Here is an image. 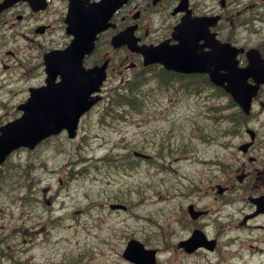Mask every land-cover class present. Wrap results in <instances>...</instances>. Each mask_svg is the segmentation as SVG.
Instances as JSON below:
<instances>
[{
  "label": "flooded vegetation",
  "instance_id": "obj_1",
  "mask_svg": "<svg viewBox=\"0 0 264 264\" xmlns=\"http://www.w3.org/2000/svg\"><path fill=\"white\" fill-rule=\"evenodd\" d=\"M4 1L0 0V5ZM73 1L79 8H87L100 0ZM189 1V8L192 10L195 11L193 3L199 7L197 9L202 12L199 15L219 13L215 11L216 7L209 6L213 0ZM179 2L180 0H125L115 10L108 20V27L97 33L95 49L83 58L86 70L94 67H103L105 70L101 94L114 92L129 84L138 85L140 81L136 77L142 73L149 80L146 87H152L158 82L157 73L163 76V83L167 88L176 84L170 91L164 89L169 101H174L176 96L185 99L187 95L182 91L185 92V88L190 91V84L199 82L200 78L210 83L205 74L180 73L167 69L161 63L144 65L140 53L133 52L126 46L118 49L112 44L113 37L128 28L132 29L139 44H176L173 31L183 15V12L175 13ZM71 3L72 0H13L6 9L0 11V74L7 85L14 81L20 86L22 99L19 104L28 99L33 87L42 88L46 85L45 54L54 49L64 50L72 43L74 36L68 32ZM234 6L236 25L233 19L231 22L232 27L238 29V35L236 34V40H233V36L231 41L242 49L237 57L242 73L247 75L248 68L253 69V76L247 77L245 83V92L253 89L249 112L241 113L240 120L233 122L236 128L226 132L224 140L230 138V141H217V138H221L220 133L214 139L205 140L201 131L199 136L204 140L199 138L189 142L194 148L192 155L178 160L187 161L186 167H199V171L180 173L178 168L169 164L164 173L173 174L180 191L178 196L186 200L185 205L177 207L176 222L182 225L187 234L177 243L189 239L192 233H199L201 239L207 241V245L198 247L190 254L183 247H178L179 252L186 257L205 253L206 256L216 254L221 259L228 256L235 258L231 263L264 264V0H235ZM228 8L229 6L220 13L221 23L227 19L225 13ZM214 31L220 40H230L227 38L229 35L226 28L218 26ZM252 49H256L260 57L255 59L254 65L251 64V57L255 56V52L252 55L249 52ZM256 76L260 77V81H256ZM59 80L60 75L56 78V81ZM3 84L5 83L0 81V86ZM213 88L209 89L214 90ZM193 90H198L197 96L200 95L198 84L193 86ZM204 94L214 96L211 91ZM15 109L17 113L12 119L24 112L19 107ZM198 129H202V126L198 125L196 130ZM61 137L67 138L66 131L47 138L30 152L37 150L40 160L46 143ZM199 144L202 149L197 150ZM211 145L217 148L212 151ZM189 146L184 144L183 148L188 149ZM18 151L29 150L23 147L12 153ZM4 162L0 165V173L6 164ZM60 184L67 191L63 178L60 179ZM58 196L59 193L56 194L50 186H34L19 189L14 197L15 204L8 214L4 210L6 205L0 203V264H36V256L30 253L38 244L32 240L31 231L32 228L35 231L34 227H39L34 236L46 233L52 220L51 212L60 205ZM38 206L42 210L45 207L44 212L49 213L47 223L41 226L29 223V220L38 218ZM13 234L18 235L21 242L16 251L9 253L10 248L5 250L4 247L8 246V240ZM46 235L44 234L41 244L46 243ZM66 262L64 258L61 264Z\"/></svg>",
  "mask_w": 264,
  "mask_h": 264
},
{
  "label": "rangeland",
  "instance_id": "obj_2",
  "mask_svg": "<svg viewBox=\"0 0 264 264\" xmlns=\"http://www.w3.org/2000/svg\"><path fill=\"white\" fill-rule=\"evenodd\" d=\"M218 1H211L209 6L219 8ZM234 2L227 0L228 15L232 18H235ZM195 7L199 8L196 3ZM236 34L238 29L230 24L227 38L235 36L233 40H236ZM0 81L5 83L0 86L1 125L16 115L15 108L22 97L20 86L14 81L7 85L1 74ZM145 92L148 94L146 105L139 112L126 111L124 118L114 119L103 116L104 105H101L81 121L76 139L69 141L62 136L49 140L40 160L37 150L18 151L3 166L0 203L6 205L4 210L7 214L14 206V197L20 188L50 186L56 194L59 193L60 205L51 213L52 217L61 216V220H54L48 226V232L38 236L34 233L39 227L31 231L32 240L38 244L30 253L36 256V264H61L64 258L71 260L65 264H133L122 256L127 242L133 238L149 248H158L157 264H241L231 263L235 258L230 256L221 259L216 254L206 256L200 253L186 257L179 252L177 242L187 232L177 224L176 212L178 205H185L186 200L178 196L180 191L173 174L164 173L169 164L178 168L180 173L200 170L199 167H186L188 162L178 158L192 155L194 148L190 141L204 140L207 136L209 140L214 139L228 125L215 123L214 112L209 111V107L215 111L225 108L228 98L222 96L216 99L217 103L213 100L208 103L203 100L206 97L203 94L193 99L176 96L174 101H169L165 91H152L145 87ZM229 113L223 111V115ZM198 125L202 129L196 130ZM201 131L204 139L199 136ZM224 138L221 135L216 140L230 141V138ZM184 144L190 145L188 151L183 148ZM216 148L211 145L210 150ZM199 149H202L200 144ZM134 151L166 161L157 165L154 164L156 160L151 163L134 161L135 165L129 166L128 162L132 160L129 153L134 156ZM61 178L65 180L67 191L61 187ZM37 193L40 196V192ZM111 203L125 204L127 210H112L109 208ZM43 209L46 210L45 207ZM44 210L38 206V218L29 220V223L39 226L47 223L49 213ZM7 226L11 228L9 224ZM44 234H47V241L41 244ZM20 242L19 236L13 234L4 249L9 247V253L16 251Z\"/></svg>",
  "mask_w": 264,
  "mask_h": 264
},
{
  "label": "water",
  "instance_id": "obj_3",
  "mask_svg": "<svg viewBox=\"0 0 264 264\" xmlns=\"http://www.w3.org/2000/svg\"><path fill=\"white\" fill-rule=\"evenodd\" d=\"M115 2L120 5L121 0H115ZM111 4L112 0L109 3L104 0L81 14L72 8L71 13L79 18L78 24L75 22L70 24V31L76 38L65 52L51 55L48 58L50 64L56 63L55 66L62 72V81L54 86L49 78L50 85L42 90L33 91L29 102L23 105L28 111L22 118L1 128L0 163L12 149L23 144L34 147L36 142L47 135L58 133L62 128H67L70 136L75 135L81 114L89 110L92 104L100 99L99 96L91 97V93L99 90L102 83L100 82L101 73L96 69L85 71L82 67V58L93 49L94 34L106 27L105 21L113 12ZM186 7L187 3L183 1L179 10H187ZM182 20L179 34H177L181 39V44L165 53L170 62L168 67L179 69V67L184 68V66L197 63L201 70L210 72L216 84H222L227 88L244 111L247 110L251 94L248 96L244 94V77L242 79L236 61L238 50L231 44H220L214 39V34L208 30L209 26L214 23L209 22L208 19H192L188 14ZM89 29L92 33L86 34ZM200 38L207 39L213 49L205 57H196L192 54ZM123 43L120 42L117 45ZM128 45L133 50L140 51L148 63L160 62L162 51L160 47L163 46L159 48L135 47L134 42L130 41ZM221 69L226 70L227 74L221 73ZM115 207L120 208L121 206ZM196 237L197 235H194L191 240L184 243L188 250L200 245V242L193 240ZM155 253V250L145 249L143 244L133 240L128 243L123 256L133 263L155 264Z\"/></svg>",
  "mask_w": 264,
  "mask_h": 264
},
{
  "label": "trees",
  "instance_id": "obj_4",
  "mask_svg": "<svg viewBox=\"0 0 264 264\" xmlns=\"http://www.w3.org/2000/svg\"><path fill=\"white\" fill-rule=\"evenodd\" d=\"M129 96H131L130 92H129V93H127V95H125V96H122V97H123V98H127V97H129Z\"/></svg>",
  "mask_w": 264,
  "mask_h": 264
}]
</instances>
